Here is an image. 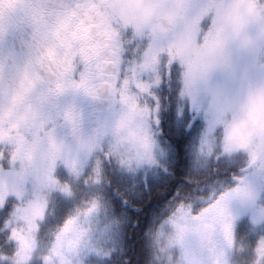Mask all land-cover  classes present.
Wrapping results in <instances>:
<instances>
[{
  "label": "snow or ice",
  "instance_id": "1",
  "mask_svg": "<svg viewBox=\"0 0 264 264\" xmlns=\"http://www.w3.org/2000/svg\"><path fill=\"white\" fill-rule=\"evenodd\" d=\"M132 212L130 264H264V0H0V264H120Z\"/></svg>",
  "mask_w": 264,
  "mask_h": 264
},
{
  "label": "trees",
  "instance_id": "2",
  "mask_svg": "<svg viewBox=\"0 0 264 264\" xmlns=\"http://www.w3.org/2000/svg\"><path fill=\"white\" fill-rule=\"evenodd\" d=\"M190 179L188 172L185 170L181 173H178L174 178L175 182L179 183L182 180ZM142 187V182L141 185ZM157 192V186H151V192H145V203L149 199L150 196H155ZM143 222V215L136 214L132 212L129 214V218L126 222V233L131 238L132 242L137 245V247H129L126 254L122 255L119 258L120 264H130L131 261L134 260H142L143 257L147 256V247L146 241L142 235L141 225Z\"/></svg>",
  "mask_w": 264,
  "mask_h": 264
}]
</instances>
